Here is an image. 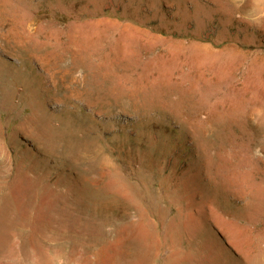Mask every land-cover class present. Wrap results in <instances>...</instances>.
<instances>
[{"label": "rangeland", "instance_id": "obj_1", "mask_svg": "<svg viewBox=\"0 0 264 264\" xmlns=\"http://www.w3.org/2000/svg\"><path fill=\"white\" fill-rule=\"evenodd\" d=\"M0 224V264H264V0H0Z\"/></svg>", "mask_w": 264, "mask_h": 264}, {"label": "bare ground", "instance_id": "obj_2", "mask_svg": "<svg viewBox=\"0 0 264 264\" xmlns=\"http://www.w3.org/2000/svg\"><path fill=\"white\" fill-rule=\"evenodd\" d=\"M25 60V59H24ZM2 205V204H1ZM3 211V210H2ZM4 212H5V210H4ZM4 222V221H3ZM8 223V222H7ZM1 225V224H0ZM8 225V224H7ZM9 242L2 236V237H0V245H2V244H7V245H9L8 244ZM2 249H3V247H2Z\"/></svg>", "mask_w": 264, "mask_h": 264}]
</instances>
